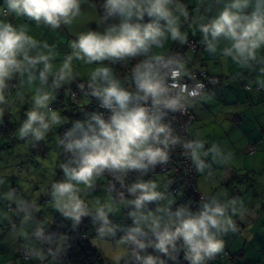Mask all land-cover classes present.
<instances>
[{"label":"clouds","instance_id":"1","mask_svg":"<svg viewBox=\"0 0 264 264\" xmlns=\"http://www.w3.org/2000/svg\"><path fill=\"white\" fill-rule=\"evenodd\" d=\"M33 27H63L68 51ZM234 77L244 93L264 94V0H0V127L22 110L13 135L24 148L57 130L60 152L37 158L61 177L44 190L46 204L73 228L90 220L94 235L83 239L113 264H223L229 234L252 240L250 218L264 212L261 204L213 178L240 170L236 145L202 130L187 138L176 125L177 115L214 105L215 87ZM73 84L79 111L70 117L52 105ZM177 148L203 177L196 199L172 195L174 176L152 178L158 167L172 172ZM0 201V220L10 224L0 243L10 241L16 261L69 259L64 235L49 228L36 199L9 184ZM121 212L130 224L114 222Z\"/></svg>","mask_w":264,"mask_h":264},{"label":"crops","instance_id":"2","mask_svg":"<svg viewBox=\"0 0 264 264\" xmlns=\"http://www.w3.org/2000/svg\"><path fill=\"white\" fill-rule=\"evenodd\" d=\"M87 10L89 12L92 11L91 9ZM60 30L68 35L63 27ZM43 31L44 28L36 29L33 27L34 34H40ZM204 59L208 60L207 54H205ZM225 83L226 84L222 87L219 85L215 87L216 103L214 105L206 106L205 109L195 112V119L189 125L188 133L191 137H194L197 130H202V135L205 137L220 141L221 143H234L236 145L238 159L242 161V167L240 170L233 169L231 172L226 170H216L213 172V178L222 181L226 180L230 184L228 190L232 193H234V187L236 184L244 181L250 183L259 182L261 194L253 198L254 192H252L253 197H250L254 206L257 203L261 204V201H264V94H261L258 97H253L251 94L244 93L241 82L236 77L231 81L232 85L227 84V81H225ZM250 151L254 152L255 155L249 154ZM165 177L168 179L169 174L163 175L156 173L152 178L164 180ZM4 179L6 183L0 185V193L8 191L9 184H11V186L13 185V182H10V180L5 177ZM202 183L203 177L196 175L197 189H199ZM169 188L170 185L168 186V190ZM161 190L163 191L164 189L161 188ZM44 197L48 198L46 195ZM42 198L43 197H41V201H43ZM254 199L257 200L255 201ZM0 203L4 205V208L0 210H5L7 202L0 201ZM261 207L264 209V204H261ZM10 215L12 214L10 213ZM55 215V217L61 216L59 213H56ZM258 215L261 218V216H264V212H261ZM55 217L52 220H47L49 226L53 223ZM12 219L16 220L18 223V219L14 215H12ZM256 219L257 218H250L252 227L254 226L255 221H257ZM8 227H10V224L7 220H0V230H3L5 235H7ZM71 229L74 228L71 226ZM257 233H259V231L255 232V230H250L249 232V234L253 236V242L257 241L259 243L264 241V238L258 236ZM237 238H234L232 244L227 243L228 248L231 250L230 252L235 255V262L239 264L238 257L236 256L237 254L234 251ZM256 238L259 239L257 240ZM2 240L3 237H0V241ZM246 242L245 246L247 244ZM241 255L246 257V252L243 251ZM13 258H16V254L12 251L10 241L0 243V264L3 261L9 262ZM20 264H23V262H20Z\"/></svg>","mask_w":264,"mask_h":264},{"label":"rangeland","instance_id":"3","mask_svg":"<svg viewBox=\"0 0 264 264\" xmlns=\"http://www.w3.org/2000/svg\"><path fill=\"white\" fill-rule=\"evenodd\" d=\"M86 12H89L87 9H85ZM74 31H79V28H74ZM34 34V33H33ZM37 38L39 39H46L50 44L56 43L58 45L57 51L61 53H65L68 51L66 44L69 37L64 31L58 30L56 33L52 32L50 29L44 28V31L40 34H35ZM63 97L59 101L63 106L56 108H59L61 110H65L68 115H70V112L73 111H79V109H74L72 106L68 104V92H65L62 90ZM15 94V89H13V95ZM55 102L53 105H56ZM72 108V110H71ZM12 122L10 124L13 125V128H17L19 126V121L23 119L22 110H18L14 115L11 117H8ZM59 135L56 129L53 130L52 135L49 137L48 141H41L39 142L36 147H28L24 148L23 142L18 141L15 136L14 139L11 141V144L8 148H0V175L5 177L6 179L10 180V182H13V185L18 186L19 192L21 195L26 196L29 199H36L37 203L43 207V218L45 220H52L56 215L57 212H55L54 209L51 208L50 205L46 204V201L48 198L44 197V190H46L52 179L56 178L59 179L61 177H53L51 173L46 168H42L41 164L38 162V157L44 156L49 157L53 154H58L60 152V149L56 146V137ZM2 142L0 141V144ZM34 151L39 153V155H34ZM59 163V161H57ZM17 165H22V173L19 174L17 170ZM9 170L10 173H14L13 175H4L5 170ZM167 175L166 173H158ZM106 181L101 182V187L106 186ZM12 185V186H13ZM23 185V187H21ZM260 183H250L248 181H244L242 183L236 184L234 187V193H240V195H243L246 200H252L250 197L259 196L260 193ZM24 188H27L28 191L25 192ZM252 193V194H251ZM105 195L104 192L100 193V197L103 198ZM173 195V194H172ZM41 197L46 198V200L43 202L41 201ZM255 201L257 199H254ZM41 201V202H40ZM261 204H264V201H261ZM15 207V205H14ZM117 218L114 222L124 224L130 221H125L123 218V213H117ZM254 218H257L254 223V226L251 227L250 230L259 231L257 233L258 236H261L264 238V216L257 215ZM249 234V233H248ZM94 235V228L92 223L90 224V227L87 231V236L89 239H91ZM239 237V238H237ZM243 237V239H242ZM234 238H237L234 251L237 254L238 262L239 264H264V241L253 242L250 240L248 242V239H245L246 236H235L232 234H229V237L227 238V242L229 244H232ZM257 240L259 238H256ZM247 241V242H246ZM245 242L247 243L245 246ZM245 251L246 257L242 256L241 253ZM104 264H113V262L108 258V255L105 254V250H100ZM241 252V253H240ZM16 258L11 259V261H15ZM22 260L16 261L15 264H20ZM1 264H9V262L3 261ZM216 264H221V260L218 259L216 261ZM223 264H229L226 262V260L223 262ZM232 264V263H231Z\"/></svg>","mask_w":264,"mask_h":264},{"label":"trees","instance_id":"4","mask_svg":"<svg viewBox=\"0 0 264 264\" xmlns=\"http://www.w3.org/2000/svg\"><path fill=\"white\" fill-rule=\"evenodd\" d=\"M62 92H63L62 90L59 91V96H58L57 101H56V103H57L56 107L57 106H59V107L63 106L59 102L63 97ZM68 95H69V93H68ZM67 100H68V104L70 106H72V108H74L69 97L67 98ZM72 108H71V110H72ZM73 114H74V111L72 110L70 112L69 116L71 117ZM13 131H14V128H13V125L10 124V122L9 123L5 122V124L2 127H0V132H1L0 141L2 142L0 144V148H8L10 146L11 141L14 139ZM33 153H34V155H37V154L39 155V153H37L36 151H34ZM22 169H23L22 165H17V170H18L19 174L22 173L21 172ZM163 173H166V172H163ZM166 174H169V173H166ZM195 177H196V175H195ZM168 179H170V174H169ZM15 186L16 185H13L12 187H15ZM18 191H19V189H18ZM169 191L174 196H177L178 199H184V200H187L189 198L196 199L193 195H191L187 192L185 193V192L180 191V192L173 193L171 185H170ZM178 193H179V195H178ZM43 198H42V200H46V198L45 199H43ZM127 223L130 224L131 221L127 222ZM90 224H91V221L87 220L84 223H82L81 225L75 227L74 229H71V223L68 220H66L62 216L55 217L53 223L49 226V228L54 230L58 235L63 234L65 239L60 241V243L66 244L68 246V249H70L69 259L67 261L58 259L55 262V264H104V260H103L101 252L92 248L87 239H83L85 236H87V230L89 229ZM234 257H235V255H234ZM235 261L229 262L226 259L227 263L237 264ZM22 262H23V264H29V262H27V261L22 260Z\"/></svg>","mask_w":264,"mask_h":264},{"label":"built area","instance_id":"5","mask_svg":"<svg viewBox=\"0 0 264 264\" xmlns=\"http://www.w3.org/2000/svg\"><path fill=\"white\" fill-rule=\"evenodd\" d=\"M179 47V46H176ZM175 50V49H174ZM182 50V49H180ZM209 87H212L211 85ZM72 91H78L74 86L69 88V99H70V93ZM79 95L77 96V99H79ZM52 107H56V105H52ZM90 107H95V104L91 105ZM195 119L194 115L188 116V117H181L179 115H177V120H176V125H177V130L181 133V135L185 134V128H187L189 125L193 122V120ZM0 136H1V132H0ZM187 138H193L189 135L188 131H187ZM179 151L180 149L177 148L176 151L173 153L172 155V159L170 164L167 166L168 168L172 169V172L169 173L170 174V179L174 176L175 177V182L173 184H171L172 187V192L176 193V192H187L191 195H193L195 198H197V187H196V177L194 174V169L192 167H190V161L184 159L183 157L179 156ZM63 159V157H62ZM61 159V160H62ZM163 172H167V168L165 167H158L156 170V173H163ZM145 179H147V177H145ZM107 184V181H106ZM15 188H18L17 186H15ZM117 188H119V185L117 184ZM45 200H43L44 202ZM235 257L234 255L230 252L229 256L227 257V261L229 262H233L235 261Z\"/></svg>","mask_w":264,"mask_h":264}]
</instances>
